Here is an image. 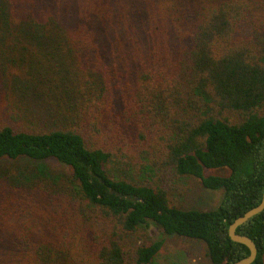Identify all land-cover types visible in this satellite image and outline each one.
Returning a JSON list of instances; mask_svg holds the SVG:
<instances>
[{"label": "trees", "instance_id": "trees-1", "mask_svg": "<svg viewBox=\"0 0 264 264\" xmlns=\"http://www.w3.org/2000/svg\"><path fill=\"white\" fill-rule=\"evenodd\" d=\"M0 76L3 112L49 117L0 122V264H157L152 227L249 255L228 229L264 191V0H0ZM181 178L220 202H174ZM237 232L264 264V210Z\"/></svg>", "mask_w": 264, "mask_h": 264}, {"label": "rangeland", "instance_id": "rangeland-1", "mask_svg": "<svg viewBox=\"0 0 264 264\" xmlns=\"http://www.w3.org/2000/svg\"><path fill=\"white\" fill-rule=\"evenodd\" d=\"M0 78L4 77L0 76ZM3 93L4 88L0 87V101L3 100V98H1ZM42 106V103L36 102V104L31 103L30 108H28L24 103H20L18 107L15 108L16 112L14 111L11 114H7L3 112L2 109H0V122L11 121L15 124L21 122L35 125H43L45 124V121L49 120V117L44 118L43 116H38L36 113H34L36 110H39ZM21 109L24 110L23 113L21 112ZM32 109L34 110V112L32 111ZM116 159H118L117 162L130 161L131 163H134L138 160L137 158L128 157L123 153L117 155ZM18 163L19 161L13 160H7L3 162L0 161V168H2L3 165L8 166L10 164L12 167H15ZM51 165L55 166V168H60L58 166L59 164H56L55 161H52ZM114 166V163L108 164L109 169H114ZM139 170L140 168H137L133 169L132 171L137 173L139 172ZM205 172L207 174L225 175L228 174V169H206ZM145 173L146 180L150 176V173L148 170H146ZM178 183L182 185L184 189L181 190L183 192L180 195L178 194L173 197V201L181 206L187 208L208 210L216 207L221 200L222 191L207 189L199 181L194 180L192 178H181ZM22 215V219L24 220V222H28V220L30 219L29 216H32L30 211H28L27 209H24ZM150 235L155 240L158 238H165V246L157 257V264H210L208 256L206 254V245L201 240H194L176 234L161 235V233L153 227L150 229Z\"/></svg>", "mask_w": 264, "mask_h": 264}, {"label": "water", "instance_id": "water-1", "mask_svg": "<svg viewBox=\"0 0 264 264\" xmlns=\"http://www.w3.org/2000/svg\"><path fill=\"white\" fill-rule=\"evenodd\" d=\"M263 210H264V191H263L262 200L258 205L247 210L244 214L237 217L230 224L229 229H228L230 238L233 241L245 244L250 249L249 255L233 262L232 264H252L255 261L257 254H258V247L256 245V242L247 234L237 232V229L240 225L247 222L253 216L261 213Z\"/></svg>", "mask_w": 264, "mask_h": 264}]
</instances>
